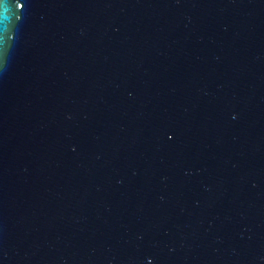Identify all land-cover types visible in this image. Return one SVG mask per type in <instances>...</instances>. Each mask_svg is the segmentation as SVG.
<instances>
[{
	"label": "water",
	"instance_id": "1",
	"mask_svg": "<svg viewBox=\"0 0 264 264\" xmlns=\"http://www.w3.org/2000/svg\"><path fill=\"white\" fill-rule=\"evenodd\" d=\"M0 264H264V0H0Z\"/></svg>",
	"mask_w": 264,
	"mask_h": 264
}]
</instances>
